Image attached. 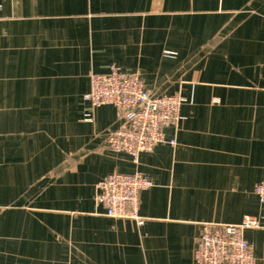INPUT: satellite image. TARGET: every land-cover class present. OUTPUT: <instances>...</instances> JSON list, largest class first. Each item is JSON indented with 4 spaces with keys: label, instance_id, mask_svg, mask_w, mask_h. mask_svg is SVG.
<instances>
[{
    "label": "crops",
    "instance_id": "obj_1",
    "mask_svg": "<svg viewBox=\"0 0 264 264\" xmlns=\"http://www.w3.org/2000/svg\"><path fill=\"white\" fill-rule=\"evenodd\" d=\"M109 65L183 98L174 145L109 149L120 112L84 100ZM135 171L142 223L108 217L98 181ZM262 181L264 0H0V264H194L203 224L263 216Z\"/></svg>",
    "mask_w": 264,
    "mask_h": 264
},
{
    "label": "built area",
    "instance_id": "obj_2",
    "mask_svg": "<svg viewBox=\"0 0 264 264\" xmlns=\"http://www.w3.org/2000/svg\"><path fill=\"white\" fill-rule=\"evenodd\" d=\"M91 108L111 105L120 112L119 126L108 132L107 146L115 153L128 155L138 163L142 152H151L158 144H175L164 131L175 127L183 98L179 94L152 93L140 75L109 65L102 73L90 74V87L84 95ZM153 186L139 171L113 172L98 181L95 200L108 217L135 219L140 193ZM253 191L263 209V216L245 215L237 224H203L195 239L194 264H256L252 245L245 239L247 229H264V181Z\"/></svg>",
    "mask_w": 264,
    "mask_h": 264
}]
</instances>
